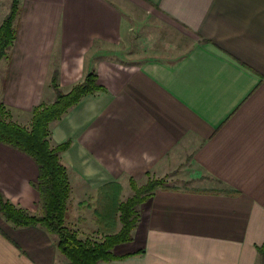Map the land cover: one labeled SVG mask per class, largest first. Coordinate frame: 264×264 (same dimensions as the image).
I'll return each mask as SVG.
<instances>
[{"label":"crops","instance_id":"obj_1","mask_svg":"<svg viewBox=\"0 0 264 264\" xmlns=\"http://www.w3.org/2000/svg\"><path fill=\"white\" fill-rule=\"evenodd\" d=\"M11 1L0 0V26ZM17 1L0 61L10 117L30 127L55 71L65 92L91 71L103 87L49 126L53 147L70 143L66 224L92 239L86 194L167 178L140 206L133 240L114 248L120 259L101 264H264V0ZM37 176L0 144V192L33 215ZM0 264L67 259L44 229L0 215Z\"/></svg>","mask_w":264,"mask_h":264},{"label":"trees","instance_id":"obj_2","mask_svg":"<svg viewBox=\"0 0 264 264\" xmlns=\"http://www.w3.org/2000/svg\"><path fill=\"white\" fill-rule=\"evenodd\" d=\"M20 14L17 0H12L10 9L0 26V61L14 46L16 40L15 21ZM51 87L56 93L51 104L42 103L33 111L30 127L12 122L6 106L0 102V144L9 146L30 157L36 164L38 176L32 185L39 194L42 213L33 215L17 208L0 192V215L16 227H40L54 236L59 252L67 259V264H101L120 257L114 254L117 245L131 242L133 232L140 219V206L147 201L155 190L166 183L167 178L149 177L144 185L131 180L133 195L119 202L113 212L119 216L121 228L116 233L103 229L102 242L79 238L77 231L66 224L68 204L71 198V185L67 168L61 161V154L70 143L53 147L50 144L49 126L60 121L69 110L84 97L103 90L95 71L88 73L84 80L76 84L69 93H64L59 85V73L54 72ZM264 257V249L261 250Z\"/></svg>","mask_w":264,"mask_h":264},{"label":"rangeland","instance_id":"obj_3","mask_svg":"<svg viewBox=\"0 0 264 264\" xmlns=\"http://www.w3.org/2000/svg\"><path fill=\"white\" fill-rule=\"evenodd\" d=\"M2 82L4 83V81H2L1 75H0V84ZM59 85H60V83H59ZM60 89L64 93H69L70 92V91L69 92H65V90H63V88L61 86H60ZM55 98H56V93L54 92L53 96L46 95V99H44L42 101V103L51 104V103H53L55 101ZM10 120L12 122H14V123H17L15 121L16 117H15V120H13L12 118ZM22 122L24 123L26 121L23 120ZM67 174H68V171H67ZM136 184H137V182H136ZM71 189H72V187H71ZM110 191L111 190H107L106 192L105 191L104 192L97 191L96 193L94 192L92 194H90V193L86 194L87 199H86V202H84V204H82V206H81L82 207V211L80 210V212H81L82 216H85V219H87L92 225L96 224V225H98V227H100V224L103 225V226H107V227H105L103 229L107 228L105 231H110L109 233H113L114 234V233L118 232L120 230L121 226H122L120 221H119V216H117V214L113 215L115 207L118 205L119 202H124L129 197H131L133 195V192H130L129 194H123L122 195L120 193V191L119 192L116 191V192H114V194H111ZM111 199H112V201H111ZM73 202H72V204H73ZM89 204H91L89 209H86V207ZM75 213H76L75 206H70L69 212L67 213L69 215V216L67 215L69 220L75 222L74 221V216H76ZM96 231H97L96 235H99V236H96V235H94L95 233H92V234L89 235V237L91 236L90 238H92L90 240H93L95 242H99V241L104 239L105 232L103 230H101L100 228H99V230L96 229Z\"/></svg>","mask_w":264,"mask_h":264}]
</instances>
